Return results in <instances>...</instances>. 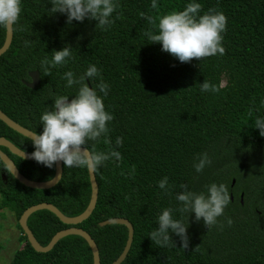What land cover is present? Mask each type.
Returning <instances> with one entry per match:
<instances>
[{
  "label": "trees",
  "instance_id": "1",
  "mask_svg": "<svg viewBox=\"0 0 264 264\" xmlns=\"http://www.w3.org/2000/svg\"><path fill=\"white\" fill-rule=\"evenodd\" d=\"M188 2L158 0V10H153L151 0H119L114 23L100 31L95 20L68 24L66 15H51L48 0H21L12 45L0 57V110L26 130L40 132L39 117L51 107L54 95L74 94L73 89L64 88L62 73L72 70L79 74L95 64L110 86L104 104L114 117L109 125L112 146L117 136L123 138L117 149L122 157L118 164L106 162L95 171L99 195L89 219L71 226L49 211L29 218L28 227L42 247L58 233L77 228L95 241L101 264H113L124 252L129 232L122 225L101 224L124 219L133 226L134 239L122 264H264V137L252 127L254 117L264 115L260 103L264 99V0H197L202 5L200 14L210 8L225 14V53L181 63L161 51L158 43L147 40L143 33L154 26L140 13L159 17L182 10ZM6 32L0 28V50ZM25 41L30 42L27 47ZM66 45L71 47L73 59L44 76L40 61ZM34 72L39 73L40 84L30 89L26 84L32 82ZM205 80L216 84L222 80L224 87L217 93L201 92L199 84ZM87 82L91 87V81ZM93 83H99V78ZM0 138L26 154L34 150L30 139L2 121ZM107 147L100 142L95 150ZM1 151L31 182L46 183L56 176V165L47 168L6 148ZM204 152L211 164L196 173L194 159ZM164 176L173 193L181 191L180 184L200 192L216 182L224 183L234 196L210 230L202 219L196 222L194 214L184 215L189 236L185 250L174 234L176 247L167 249L147 237L156 227L160 210L178 206L157 187ZM91 197L86 168L63 165L62 179L54 188L35 190L18 182L0 159V219L9 211L19 223L28 209L42 204L76 218L87 210ZM175 216L180 218L179 213ZM227 218H231V226ZM18 228L23 247L10 264H94L92 250L80 236H68L51 252L41 254L32 248L19 224Z\"/></svg>",
  "mask_w": 264,
  "mask_h": 264
},
{
  "label": "clouds",
  "instance_id": "2",
  "mask_svg": "<svg viewBox=\"0 0 264 264\" xmlns=\"http://www.w3.org/2000/svg\"><path fill=\"white\" fill-rule=\"evenodd\" d=\"M48 3L51 8L47 12L51 15H66L68 24L73 21L83 22L85 19L95 20L96 29L100 31H107L111 27L114 23L113 13L119 7V0H48ZM150 8L158 10V0H151ZM201 9L202 5L197 0H189L182 10H173L159 17L141 12L140 16L150 26H154V30L150 28L143 35L150 43H158L161 51L181 63L190 62L193 58L200 60L222 56L225 53L222 41L227 18L223 12L211 8L200 14ZM21 10V0H0V28L13 30ZM20 30H23L22 26ZM29 43L25 41V46ZM72 59V49L67 45L61 50H53L50 59L45 57L40 61L43 75L49 76L53 68L65 66ZM97 78L99 83H93ZM61 79L65 81L64 88L73 89L74 94L54 95L51 107L41 113L39 121L42 131L33 132L30 136L34 150L28 154L29 157L47 168L62 162L65 168H86L93 173L106 162L118 164L122 157L117 149L122 146L123 138L117 136L112 146L109 125L114 117L104 104L110 86L102 79L100 70L95 64H89L79 74L72 70L63 72ZM87 81H91V87ZM199 87L201 92L217 93L224 87V82L221 80L216 84L205 80ZM260 103L264 106V99ZM255 111L259 113L260 109ZM249 115H252L251 109ZM252 122V127L259 130V136L264 137V115H256ZM100 142L109 147L95 150L96 144ZM210 164L211 158L204 152L197 155L192 167L196 173H201ZM12 173L14 175L13 169ZM156 183L161 195L171 196L178 204L175 208L168 206L160 210L156 216V227L147 236L163 249L176 247L173 234L179 237L180 248H188L185 214L188 217L194 214L196 222L202 219L210 230L218 224V217L224 214V209L230 203V193L224 183L212 182L200 192L180 184L181 191L175 193L172 192L168 176ZM175 213H179L180 218H176ZM226 223L231 226V218H227Z\"/></svg>",
  "mask_w": 264,
  "mask_h": 264
},
{
  "label": "water",
  "instance_id": "3",
  "mask_svg": "<svg viewBox=\"0 0 264 264\" xmlns=\"http://www.w3.org/2000/svg\"><path fill=\"white\" fill-rule=\"evenodd\" d=\"M6 31H7L6 32V41H5L3 48L0 50V57H2L4 54H6V52L10 49L12 42H13L14 30H6ZM30 78H31L32 82L27 83L26 86L29 87L30 89L37 88L40 84L39 73L38 72L31 73ZM0 121H2L4 124H6L13 131L17 132L18 134H20V135H22L28 139H30V136L33 133V132L28 131L25 128L21 127L20 125H18L14 121H12L1 110H0ZM1 148L8 149L10 151V153H12L13 155L18 156L24 160H27V161H35V160L30 158L28 154L22 152L20 149H18L15 145H13L8 140H6L4 138H0V159L12 175H13V173H12V169H13V171H14L13 177L18 182H20L22 185H24L28 188H31V189H35V190H49V189L54 188L61 181L62 176H63V163L62 162L56 163V168H57L56 176L51 182H46V183L31 182V181L27 180L24 176L21 175V173L19 172L15 163L6 154H4L1 151ZM89 175H90V181H91V185H92V197H91V201H90V204H89L87 210L81 216L76 217V218H67L57 208H55L54 206L49 205V204H42V205L34 206V207L28 209L23 214V216L21 217V219L19 221V225H20L22 231L24 232L25 236L27 237L29 243L31 244L32 248L36 252L41 253V254L49 253L54 249V247L62 239L66 238L68 236H71V235H77V236L84 238L86 240V242L89 244V246L92 250V253H93V257H94V264H101L100 252H99L97 244L91 238V236L89 234H87L86 232H84L83 230L77 229V228H72L69 230L62 231V232L58 233L52 239V241L50 242V244L47 247H42L37 242L36 238L34 237L33 233L31 232V230L28 227L29 218L33 214H35L36 212H39V211H49V212L53 213L55 216H57L63 223H65L67 225H71V226H77V225L83 223L84 221H86L87 219H89L90 216L93 214L96 206H97L98 195H99V187H98V183L96 180L95 172L93 173V172L89 171ZM233 184H235V181L233 182ZM242 203H243V199H242ZM110 225L125 226L129 232L128 241H127L126 247L124 249V252L120 256V258L116 262L113 263V264H122L126 260L128 254L132 248L133 239H134V229H133V226L129 223V221L124 220V219H114V220H110V221H107V222H104L101 224L102 227L110 226Z\"/></svg>",
  "mask_w": 264,
  "mask_h": 264
},
{
  "label": "rangeland",
  "instance_id": "4",
  "mask_svg": "<svg viewBox=\"0 0 264 264\" xmlns=\"http://www.w3.org/2000/svg\"><path fill=\"white\" fill-rule=\"evenodd\" d=\"M3 213L5 218L0 219V264H10L16 252L23 247V239L15 216L9 211Z\"/></svg>",
  "mask_w": 264,
  "mask_h": 264
},
{
  "label": "flooded vegetation",
  "instance_id": "5",
  "mask_svg": "<svg viewBox=\"0 0 264 264\" xmlns=\"http://www.w3.org/2000/svg\"><path fill=\"white\" fill-rule=\"evenodd\" d=\"M230 196H231L232 202H234V196H233V194H231ZM243 197H244V195H241V202H242Z\"/></svg>",
  "mask_w": 264,
  "mask_h": 264
}]
</instances>
